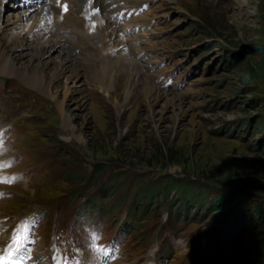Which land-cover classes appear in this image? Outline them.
<instances>
[{
	"label": "rangeland",
	"instance_id": "374dc122",
	"mask_svg": "<svg viewBox=\"0 0 264 264\" xmlns=\"http://www.w3.org/2000/svg\"><path fill=\"white\" fill-rule=\"evenodd\" d=\"M32 3L11 2L16 5L12 11L0 7V21L3 22L0 48L27 72H43L45 82L50 83L58 100H61L63 87L69 88L63 111L70 117V124L64 126L57 104L51 98L27 88L13 76L0 74L7 79L0 81L2 121L22 120L29 123L25 131L32 129L28 134L7 132L8 135L11 133L15 145L10 141L5 151L23 153L24 161H18L13 154L14 163L23 165V173L16 182L18 185L7 187L14 190L15 195L11 200V211L4 210L8 205L7 198L0 200L2 222L10 224L16 211L26 205L48 204L64 195L71 198L72 191L79 192L74 198L76 202L90 194L93 203L105 204L104 207L113 214L128 212L129 196H137V202L150 200L146 209L154 215L150 219H141L137 229L122 235V246L128 247L130 240L132 249L113 261L105 255L96 264H143L131 257L136 248H142L138 236L157 229L165 219L163 211L186 217L185 224L176 230L174 238L169 237V242L177 247L178 252L174 254L183 256L187 263L205 249L202 246L205 233L223 224L220 237L226 242L221 244L218 264L256 260L254 256L249 258L248 251L259 243L258 240L264 241V77L255 81L246 79L241 73V64L244 60H252L255 47L260 46L264 51V0H150L151 14H165L162 33L156 39L158 42H149L160 49L149 53L157 63L149 65L154 68L153 74L137 67L140 73L143 72L142 77H146L138 83L123 75V85L127 81L135 96L124 91L118 100L114 99V91L109 86L104 92L90 81L91 74L96 75V71L107 66V58L103 56L101 60L97 49L86 51L80 43L72 45L74 39L66 48L68 53H60V48L46 51L45 40L29 43L27 35L32 21L22 28L21 24L16 27L18 23H15L24 17L20 11L29 10L35 4ZM96 11L103 16L102 8ZM52 15L50 13V18ZM144 43L145 40L132 43L131 56L138 54L136 50L146 51L140 46ZM160 55L162 58L159 59ZM134 59V63L147 67L140 57ZM165 61L168 64L162 67ZM174 64L180 66L173 69L174 75L167 85L158 86L154 82L155 72L171 69ZM92 67L97 70L93 71ZM57 73L58 77L53 79L52 74ZM183 82L188 84L187 87ZM176 84H181V89L175 87ZM33 166L40 170L41 177L24 188L19 183L24 184ZM77 170L89 180L83 183L74 180ZM68 171L71 177L65 176ZM119 172L121 176L114 177ZM168 175L184 184L193 182L195 193L204 188V197L181 195L175 187L168 192L145 194L146 187L156 188L159 182L163 186ZM79 184H82L80 189L77 188ZM102 184L110 186H107L110 194L95 192ZM211 189L220 192L212 193ZM238 190L241 196L231 199L233 196L229 192ZM161 199L166 205L162 202L160 205ZM68 202L58 210V218L65 223L70 222L72 215ZM155 207L156 213L151 211ZM110 213L106 214L107 220ZM92 216V222H85L86 233L88 236L97 233L103 238V226L108 222L95 212ZM53 218L54 215L49 220L43 218L38 229L35 249L38 258L54 247V237L50 239L55 232ZM177 222L165 219L161 231L172 233L176 227L171 225ZM241 222L235 233L227 234ZM195 231L200 240L189 244L188 239ZM15 232L4 239L0 237V250L5 248L9 235L15 236ZM74 242L75 249L81 245ZM91 257L86 256V259ZM47 261L45 257L40 264ZM262 261L264 264V255Z\"/></svg>",
	"mask_w": 264,
	"mask_h": 264
},
{
	"label": "bare ground",
	"instance_id": "6f19581e",
	"mask_svg": "<svg viewBox=\"0 0 264 264\" xmlns=\"http://www.w3.org/2000/svg\"><path fill=\"white\" fill-rule=\"evenodd\" d=\"M16 1L18 0H0V7L2 8V10L4 8L5 9L8 8L10 11L15 10L16 5L15 4L11 5V2L15 3ZM84 1H88L90 5L96 8V10L97 8H99L97 5V0H49L48 2L44 0H35L33 1V3H35L34 5H32L33 3L29 5V6L32 5L29 10L24 9L20 11V13H23L24 17H21L16 21L15 24L18 23L16 27H19L21 24L22 26H20V28H22L23 26L27 25L25 23L32 21V26H29L31 31L29 30L30 32L28 31L29 34L27 35L28 40L31 41V42L28 41L29 43H32V41L35 42L36 40H40V42L42 40H45L44 45L46 51L48 49L51 50L55 48H60L59 49L60 53L63 51H66L68 53L67 49L70 47L71 45L70 42L71 40H73V38H68L60 33L59 31L60 26L51 21L52 16L50 18V13L51 12H53V14L61 13L63 15V21L65 19L66 22L68 21L69 23H71L72 27H74L75 29L79 30L84 34L83 36L84 39L91 41L93 39V35L87 34L86 28L88 27L84 25L85 21L83 20V18H81L80 16L75 18L73 15L74 13L72 11L69 12L71 6L78 7ZM61 2L68 3V7H63L60 10L61 11L60 12L58 5ZM118 2L120 3V8L124 11V13L126 11L130 16L131 20H128L127 23H129V21L132 22L131 25H128L127 23L125 24V26L128 28L132 26L131 30H127L128 42H130L132 45V43L136 42L139 37L141 36L146 37V35H150L149 33L145 35L144 32H139V31L135 32L138 29V26H141L144 23H150L147 15L149 6L145 11H142L146 7L147 0H118ZM9 4L11 6L6 7ZM53 18L54 20H59L58 16H54ZM152 19L154 18L152 17ZM63 21H61V23ZM96 21H97V25L95 26L94 30L98 32L96 34V36L99 39L97 46L101 45L100 47H98V50L99 51L101 50V52L109 51V53L106 54V56L108 57L107 66L101 67L99 71L95 70L96 75H92L90 73L91 74L90 81L93 83V85L97 86V88L102 89L104 92L108 90L107 86H109L111 90L114 91L113 97L115 100L120 99L121 96L124 94V91L126 92V94L127 93L130 94L131 92L130 95L135 96V94H133L134 93L133 90L132 89L130 90V88L127 86V81H126V85H123V81L121 79L127 77V79H129L131 82L134 81L135 83H138L139 81H141L143 78L146 77H142V73H140L137 70V65L139 64L134 63L135 61L133 62L132 60H129L128 58L129 55L127 54V50H125L124 48L125 47L124 40L117 32L118 31L117 27H115L113 23L109 22L102 15L98 16L96 18ZM2 23L0 21V27H2ZM25 27H24V31H26ZM145 44L148 47H154L152 43L145 42ZM72 48L74 49V47ZM38 55L40 54L38 53ZM80 59L81 62H85L83 58ZM124 61L125 64L123 63ZM0 74L10 77L13 76L19 79L22 82V84H24L27 88L34 91H39L43 96L51 98L54 101V103L57 104L58 110L63 117L64 126L66 127L70 124V117L67 114H65V112L63 111L64 103L67 99L68 94L70 93L68 87L66 86L63 87L60 95L61 100H58L57 93L54 94L50 88L51 87L50 83L45 82L43 72H38V71H34L32 73L27 72L25 68L18 65V63L15 62L13 58L6 55L5 50L1 48H0ZM93 74L95 73L93 72ZM58 75H59L58 73L52 74V78L55 79L56 77H58ZM123 75L125 76L124 78ZM75 76L77 77L78 74H76ZM74 84L75 82H73V85ZM63 132H66V130H63Z\"/></svg>",
	"mask_w": 264,
	"mask_h": 264
},
{
	"label": "trees",
	"instance_id": "16d2710c",
	"mask_svg": "<svg viewBox=\"0 0 264 264\" xmlns=\"http://www.w3.org/2000/svg\"><path fill=\"white\" fill-rule=\"evenodd\" d=\"M251 57H252L251 58L252 60H248L247 59V60H244L242 62V64H241V73L243 74V76L246 79H250V80H253V81L263 79V77H264V63L262 61L264 60V51L262 50V47H260V46L255 47ZM72 163H75V160H73ZM94 167L95 166L92 167L93 173L96 171ZM93 173L91 175H93ZM121 174H122L121 172L116 173V175H114V177H116V176L119 177V176H121ZM65 176L71 177V172H69V171L66 172ZM118 177H116V178H118ZM86 178L87 177H86L85 174H83V172H80L78 170H77V172H75L74 180H77V181L83 183V182H85L87 180ZM92 180H94V179H92ZM161 180H163V179H161ZM115 181H117V180H114V182ZM194 185L195 184L193 182H190V183L185 182V184H184L182 182V180L174 178L173 176L168 175L165 178L163 186L159 182L158 186L156 188H154V186L146 187L147 189H145V194L149 195L151 192L153 194L156 193V192L158 193L160 191L164 192V190L166 192H168V190L170 188L175 187L181 195L189 194L192 197L193 196L198 197L200 195H203L204 192H205L204 188H200L195 193V191L193 189ZM81 186H82V184H79V186L77 188L80 189ZM198 192H201V193L197 194ZM213 192L219 193L220 191H216L215 189H213L212 193ZM229 193L231 194V196H233L231 199H234V198H237V197L241 196V191H239V190H238V192H235V193H233V192H229ZM203 197H204V195H203ZM258 241H259V243L257 242V245H255L250 251H248V253L250 252L249 253V255H250L249 258L250 259H252L251 256L258 257L256 255V251L264 252V241L262 239H260ZM240 264H246V262L245 261L244 262L240 261Z\"/></svg>",
	"mask_w": 264,
	"mask_h": 264
},
{
	"label": "snow or ice",
	"instance_id": "6c2138e0",
	"mask_svg": "<svg viewBox=\"0 0 264 264\" xmlns=\"http://www.w3.org/2000/svg\"><path fill=\"white\" fill-rule=\"evenodd\" d=\"M7 179V178H5ZM19 239V237H17V240ZM96 239H98V237H94L93 240L95 241ZM100 251H102V249H98ZM0 264H4V261L3 260H0Z\"/></svg>",
	"mask_w": 264,
	"mask_h": 264
},
{
	"label": "clouds",
	"instance_id": "9594fccd",
	"mask_svg": "<svg viewBox=\"0 0 264 264\" xmlns=\"http://www.w3.org/2000/svg\"><path fill=\"white\" fill-rule=\"evenodd\" d=\"M0 135H2V133H0ZM2 145H3V141L0 140V147H2Z\"/></svg>",
	"mask_w": 264,
	"mask_h": 264
}]
</instances>
